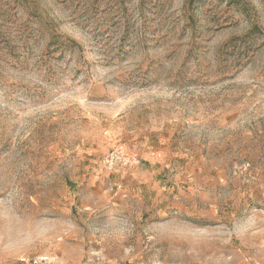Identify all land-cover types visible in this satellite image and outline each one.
<instances>
[{"label": "rangeland", "instance_id": "rangeland-1", "mask_svg": "<svg viewBox=\"0 0 264 264\" xmlns=\"http://www.w3.org/2000/svg\"><path fill=\"white\" fill-rule=\"evenodd\" d=\"M0 264H264V0H0Z\"/></svg>", "mask_w": 264, "mask_h": 264}, {"label": "built area", "instance_id": "built-area-1", "mask_svg": "<svg viewBox=\"0 0 264 264\" xmlns=\"http://www.w3.org/2000/svg\"><path fill=\"white\" fill-rule=\"evenodd\" d=\"M138 164L137 159L127 156L122 150L113 151L106 162V165L110 170L118 169L119 165L121 166H134Z\"/></svg>", "mask_w": 264, "mask_h": 264}]
</instances>
